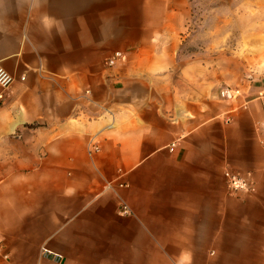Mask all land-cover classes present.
<instances>
[{"label": "crops", "instance_id": "1", "mask_svg": "<svg viewBox=\"0 0 264 264\" xmlns=\"http://www.w3.org/2000/svg\"><path fill=\"white\" fill-rule=\"evenodd\" d=\"M190 1L0 0V264H264V80L180 60Z\"/></svg>", "mask_w": 264, "mask_h": 264}, {"label": "rangeland", "instance_id": "2", "mask_svg": "<svg viewBox=\"0 0 264 264\" xmlns=\"http://www.w3.org/2000/svg\"><path fill=\"white\" fill-rule=\"evenodd\" d=\"M189 9L172 20L188 28L180 60L201 64L214 90L264 80V0H191Z\"/></svg>", "mask_w": 264, "mask_h": 264}, {"label": "built area", "instance_id": "3", "mask_svg": "<svg viewBox=\"0 0 264 264\" xmlns=\"http://www.w3.org/2000/svg\"><path fill=\"white\" fill-rule=\"evenodd\" d=\"M123 58L124 53L122 51H116L114 54L107 58L106 63L107 65L112 66L118 63ZM15 80L16 77L14 76V74H12L6 68L0 66V87L2 88V90H7L15 82ZM219 95L223 100H233L242 95V90L240 88H231L229 86H226L221 88ZM3 98L4 92L2 91L0 93V99ZM259 141L264 145V131L260 134ZM174 145L175 144H172V147ZM92 150L98 152L100 150V146L94 143L92 144ZM225 176L228 181L229 189L233 193L241 191L252 192L255 190L254 181L247 176H242L229 170L225 171ZM121 212L124 214H128L130 213V209L127 205L123 204L121 207ZM1 243L2 242L0 240V249L2 246ZM43 254L54 260L60 261L62 259V256L60 254L54 253L46 248L43 250Z\"/></svg>", "mask_w": 264, "mask_h": 264}, {"label": "clouds", "instance_id": "4", "mask_svg": "<svg viewBox=\"0 0 264 264\" xmlns=\"http://www.w3.org/2000/svg\"><path fill=\"white\" fill-rule=\"evenodd\" d=\"M44 23L47 27H54V25H55V21L50 20V18H48V17H45Z\"/></svg>", "mask_w": 264, "mask_h": 264}]
</instances>
